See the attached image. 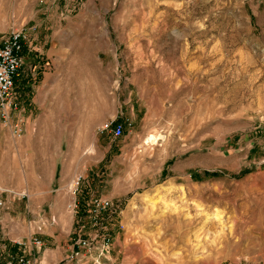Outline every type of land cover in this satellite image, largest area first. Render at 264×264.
<instances>
[{"label": "rangeland", "instance_id": "obj_1", "mask_svg": "<svg viewBox=\"0 0 264 264\" xmlns=\"http://www.w3.org/2000/svg\"><path fill=\"white\" fill-rule=\"evenodd\" d=\"M11 28L32 43L22 133L0 122V264L31 238L74 248L57 264H264V0H0Z\"/></svg>", "mask_w": 264, "mask_h": 264}, {"label": "built area", "instance_id": "obj_2", "mask_svg": "<svg viewBox=\"0 0 264 264\" xmlns=\"http://www.w3.org/2000/svg\"><path fill=\"white\" fill-rule=\"evenodd\" d=\"M30 37L29 32L23 28H11L5 36L0 38V122L10 125L13 133H17L18 135L21 132L20 124L19 122L12 121V117H14V113L17 110L15 84L24 69L23 51L31 45L32 40ZM100 131L110 134L114 138H119L124 133V126L112 120L103 123ZM81 180V176L75 178L73 192L77 190V186ZM4 203L3 190L0 189V208L4 206ZM112 206L113 203L109 199L94 198L91 201L90 213L92 216L97 217L103 211L111 209ZM77 208L78 204L74 200L71 209L73 212H77ZM16 243V250L18 252L12 254L7 252L8 259L6 264H34L35 256L31 254V251L42 246L41 240L31 238V241H17ZM87 244L86 240L78 239L74 245L86 246ZM76 254L73 248L68 253L66 259H73Z\"/></svg>", "mask_w": 264, "mask_h": 264}, {"label": "crops", "instance_id": "obj_3", "mask_svg": "<svg viewBox=\"0 0 264 264\" xmlns=\"http://www.w3.org/2000/svg\"><path fill=\"white\" fill-rule=\"evenodd\" d=\"M32 43V42H31ZM31 46V45H30ZM30 49H31V47H29ZM26 49V48H25ZM24 49V50H25ZM34 51L36 52H38V50L36 49H34ZM23 55H24V51H23ZM38 56H39V54H38ZM39 68H41V66H34V69H33V72H32V74L33 75H35V72L39 69ZM44 68H45V66H44ZM23 75H24V69H23V71H22V73H21V75L17 78V80H16V84H15V101H16V103L17 104H19V100H20V98H21V95L19 94V91H18V84H19V80H21V78L23 77ZM36 81L34 80V83H35ZM18 106V105H17ZM12 121H15L14 120V118H13V120ZM19 122V121H18ZM20 124V123H19ZM20 127H21V124H20ZM20 133H22V128H21V132ZM263 148H264V146H262ZM262 168H264V158H262ZM263 176H264V174H262ZM43 245V244H42ZM16 247L17 246H14V250H12V248L10 249V251L12 252V253H15V251H16ZM18 249H19V247H18ZM42 249V246L40 247V248H36V249H34L33 251H31V254L32 255H34L35 256V261H34V264H57L58 262H60V261H62V260H64V259H66V257L68 256V253L71 251V248H66V249H64V250H62V252H61V250H58V252L56 251V252H54L53 250H52V252H50V251H47V249H44V250H42L41 252H40V250ZM17 252V251H16ZM30 254V255H31Z\"/></svg>", "mask_w": 264, "mask_h": 264}, {"label": "bare ground", "instance_id": "obj_4", "mask_svg": "<svg viewBox=\"0 0 264 264\" xmlns=\"http://www.w3.org/2000/svg\"><path fill=\"white\" fill-rule=\"evenodd\" d=\"M161 138V136H160V134H158V133H156L155 135H154V138H153V140L154 141H157L158 139H160ZM161 140V139H160ZM146 142H147V140H145ZM88 152V151H87Z\"/></svg>", "mask_w": 264, "mask_h": 264}]
</instances>
